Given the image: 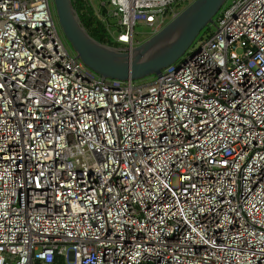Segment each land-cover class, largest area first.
<instances>
[{
    "label": "built area",
    "instance_id": "built-area-1",
    "mask_svg": "<svg viewBox=\"0 0 264 264\" xmlns=\"http://www.w3.org/2000/svg\"><path fill=\"white\" fill-rule=\"evenodd\" d=\"M184 1L88 3L132 49ZM212 26L139 84L67 49L52 0H0V264H264V0Z\"/></svg>",
    "mask_w": 264,
    "mask_h": 264
},
{
    "label": "water",
    "instance_id": "water-1",
    "mask_svg": "<svg viewBox=\"0 0 264 264\" xmlns=\"http://www.w3.org/2000/svg\"><path fill=\"white\" fill-rule=\"evenodd\" d=\"M227 0H193L161 29L132 49L93 39L80 22L72 0H52L60 32L76 57L102 79L138 81L159 76L180 59Z\"/></svg>",
    "mask_w": 264,
    "mask_h": 264
},
{
    "label": "trees",
    "instance_id": "trees-1",
    "mask_svg": "<svg viewBox=\"0 0 264 264\" xmlns=\"http://www.w3.org/2000/svg\"><path fill=\"white\" fill-rule=\"evenodd\" d=\"M72 1L73 7L77 12L80 22L87 31V33L96 41L108 46L115 47V45H113L114 42L106 34L104 27L95 18V15L93 14L92 9L88 3V0ZM209 28L210 26H206L203 30H201V32L199 33V37H209L212 34Z\"/></svg>",
    "mask_w": 264,
    "mask_h": 264
},
{
    "label": "rangeland",
    "instance_id": "rangeland-1",
    "mask_svg": "<svg viewBox=\"0 0 264 264\" xmlns=\"http://www.w3.org/2000/svg\"><path fill=\"white\" fill-rule=\"evenodd\" d=\"M103 1H105V2H107V0H103ZM193 0H185L184 2H182V3H178V5L180 6H176V8H175V11L176 12H179V11H181L186 5H188L190 2H192ZM230 2H231V0H227L226 1V3L223 5V7H226L227 5H229L230 4ZM93 12V11H92ZM93 14H94V12H93ZM95 15V14H94ZM95 18L97 19V17L95 16ZM171 19V16L170 17H168L167 19H166V22H165V24L169 21ZM98 20V19H97ZM98 22H99V20H98ZM100 23V22H99ZM101 24V23H100ZM164 24V25H165ZM103 27H104V29H105V32H106V34H108V32H107V30H106V27L103 25V24H101ZM210 31H211V33L213 32V26H210ZM155 32V30L154 29H152V28H149V27H147V26H145V25H143V24H137L135 27H134V34H133V38H134V42L136 43V42H138V43H141V42H143L144 40H146L147 38H149L153 33ZM202 35V34H201ZM202 38H205V37H203L202 36ZM201 38L198 36V38L194 41V43L192 44V46H191V48L190 49H192V50H195V49H197L198 47H199V40H200ZM206 39V38H205ZM64 44H65V46L67 47V49H69L70 50V45L68 44V42H66L65 40H64ZM113 45H115V47H121L120 45H118V44H115V43H113ZM154 80V77L153 76H149V77H146V78H144V79H141V80H138L137 81V83H139V84H145V83H150V82H152ZM174 182H175V180H174Z\"/></svg>",
    "mask_w": 264,
    "mask_h": 264
},
{
    "label": "clouds",
    "instance_id": "clouds-1",
    "mask_svg": "<svg viewBox=\"0 0 264 264\" xmlns=\"http://www.w3.org/2000/svg\"><path fill=\"white\" fill-rule=\"evenodd\" d=\"M178 12H176V14H177ZM172 18V17H171Z\"/></svg>",
    "mask_w": 264,
    "mask_h": 264
}]
</instances>
